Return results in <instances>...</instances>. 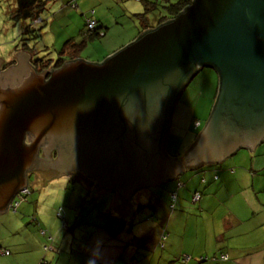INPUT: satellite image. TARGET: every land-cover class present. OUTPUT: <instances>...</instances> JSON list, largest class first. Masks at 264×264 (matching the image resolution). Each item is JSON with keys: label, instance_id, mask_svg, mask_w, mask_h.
<instances>
[{"label": "water", "instance_id": "water-1", "mask_svg": "<svg viewBox=\"0 0 264 264\" xmlns=\"http://www.w3.org/2000/svg\"><path fill=\"white\" fill-rule=\"evenodd\" d=\"M17 58L1 72L14 74L0 101V213L27 186L24 173L37 168L38 147L45 151L41 163L61 149L56 166L115 191L114 211L129 216L136 189L239 148L253 154L264 140V0H194L173 21L99 63L76 59L37 74L28 54ZM203 68L219 79L212 111L194 143L167 157L172 111ZM38 174L43 182L59 175Z\"/></svg>", "mask_w": 264, "mask_h": 264}, {"label": "crops", "instance_id": "crops-1", "mask_svg": "<svg viewBox=\"0 0 264 264\" xmlns=\"http://www.w3.org/2000/svg\"><path fill=\"white\" fill-rule=\"evenodd\" d=\"M76 2L83 10L107 7V0ZM201 73L191 81V96L181 99L187 85L172 111L167 157L177 158L194 143L212 111L218 75ZM66 182L59 205L51 200L39 213L38 204L44 205L35 199L30 216L28 201L18 205L23 215L16 225H4L6 235L0 231V264H264V140L253 154L239 148L219 162L136 189L129 216L114 211L115 191L85 180ZM195 192L200 198L192 201ZM100 198L110 207L97 209Z\"/></svg>", "mask_w": 264, "mask_h": 264}, {"label": "rangeland", "instance_id": "rangeland-1", "mask_svg": "<svg viewBox=\"0 0 264 264\" xmlns=\"http://www.w3.org/2000/svg\"><path fill=\"white\" fill-rule=\"evenodd\" d=\"M43 1L46 2L45 9L39 15V21L35 22L33 25V28L36 29L40 35L36 40L33 41L37 43L34 52L35 59H41L45 57L53 58L55 60L56 53L61 50L63 45L67 43L68 40L74 38L72 41L70 40V43L72 42L73 44H79V47H81L79 54L85 61L94 63L99 60L100 62L109 53L115 52L119 50V48L130 44L129 42H131L132 38L137 33V20L133 19L136 18L134 14L141 12L143 9L141 2L136 0H120L119 2L118 0H107V7H98L96 4H94V9L84 8V10L82 7L73 8L72 6H68L67 2L69 0ZM11 5V0H0V71L2 72L11 66H15L16 62L18 61L17 55L26 54L16 50L17 47L20 46L19 44L20 39L22 38L21 32L23 27L21 21L12 17ZM77 6L79 5L77 4ZM158 12L159 10L156 9L148 15V18L152 21V23L154 22V15H158ZM90 18L94 21L97 20V23L99 22L104 26V29H102L98 39L93 37L88 40L85 39V37H82L81 32L84 26L83 21H86ZM12 60H15L16 62L10 65ZM45 65L46 63L44 62L42 65H37V74L46 72L43 68ZM212 72L215 74L214 71ZM190 85L191 84L188 85V89H185L181 99L185 98L186 96H191L190 93H188V91H190L189 88L192 89ZM39 151H41L40 147H38L37 151L38 157ZM50 152H56V150L52 149ZM53 154L55 155V153ZM40 158L43 157L40 156ZM62 175L51 177L45 182H43L39 174L31 178L28 185L30 194L26 196V201H24V203L28 201L27 207L29 209L28 211L30 212L28 216L34 214L35 199H40L43 202L42 205H44L42 207L41 204H38L37 210L39 213L45 211L48 203H51V200L57 201V205L61 204L66 191H64V189L67 184V176ZM76 194L77 193H74L77 198ZM174 196L175 195L173 194L172 199ZM72 197L73 195L71 198ZM22 201H19L17 198L14 199V202H18V204H21ZM71 201L75 200L71 199ZM96 205L97 209L99 210L110 207V205L107 204V202H104L101 198L98 199ZM20 207L18 209L16 207L15 209L11 208L9 212H7L8 214L0 215V231L2 232V236L6 235L8 231L7 227L9 226L7 225L9 222H11V220L14 222V220H18V217L23 215ZM64 210H68L70 213L72 212L73 215L74 211L71 208L67 207ZM90 216L93 217L91 213ZM57 222H61L60 219H58ZM17 226L26 227V225L21 223H19Z\"/></svg>", "mask_w": 264, "mask_h": 264}, {"label": "trees", "instance_id": "trees-1", "mask_svg": "<svg viewBox=\"0 0 264 264\" xmlns=\"http://www.w3.org/2000/svg\"><path fill=\"white\" fill-rule=\"evenodd\" d=\"M51 1V0H48ZM194 0H140L142 4V11L134 14L137 20L136 23V30L138 32L137 36L131 41L134 42L135 40L139 39L140 37L144 36L145 34L152 32L162 26L163 24H166L168 22L173 21L178 15H180L182 12L186 10L191 4L193 3ZM12 2V17H14L16 20H19L22 22V32H21V39H20V46L17 47L18 52H24L30 56V65H32L34 68L37 69V65H42L43 62L46 63L43 68L45 69L44 71L46 72H52L55 69H58L62 66L67 61H72L76 59H83L79 51L81 47H79V44H73L72 42L70 43V40L72 41L71 38L68 40L67 43L63 45L60 51L56 53V59L54 60L53 58H41V59H35L34 52L36 48V42H33L36 40L40 35L38 34V31L33 28V25L35 22L39 21V15L44 11L46 2L43 0H11ZM69 2V3H68ZM67 2L68 6H72L73 8H76V0H69ZM156 9L159 10L158 15H154L153 23L152 21L148 18V15L151 14L153 11ZM84 26L82 29V37H85V39H91V38H96L98 39L102 29H104L103 24L97 23V20L94 21L93 19H87L86 21H83ZM93 23V25L90 27L89 24ZM27 42V43H26ZM31 42V43H30ZM70 43V44H68ZM67 44V45H66ZM46 48V47H45ZM122 48H119V50L109 53L107 56L103 58L100 62H103L107 59L109 55H113L120 51ZM48 49V48H46ZM53 53V52H52ZM50 54V53H49ZM81 57V58H80ZM84 60V59H83ZM15 60H12L10 62V65H12ZM99 63V60L96 62ZM31 66V67H32ZM49 69V70H47ZM202 73H205L206 71H214L213 69L210 68H203ZM199 71V72H200ZM201 73V74H202ZM198 75V74H197ZM193 77L191 81L196 82V76ZM217 75V74H216ZM202 77V75H200ZM191 81L189 84H191ZM188 84V85H189ZM210 115V114H209ZM197 134H195L196 136ZM83 180H86V178H83ZM89 183H94L92 180L87 179ZM97 185L96 183H94ZM30 194V189L29 186L27 188V193L25 194H18L17 199L19 201H22V203L26 200V196ZM195 195H198V199L193 200V197ZM85 197V195H84ZM192 201H197L200 198V193L195 192L193 193ZM170 201L172 199H169ZM173 201V200H172ZM96 202V201H95ZM174 202V201H173ZM18 204V202H14V204ZM21 203V204H22ZM17 206L11 205V208H18ZM172 203L170 207H172ZM84 209V208H82ZM85 213L83 214V216ZM33 221H36V219L33 218ZM201 260V259H200ZM199 260V261H200ZM196 264V263H194Z\"/></svg>", "mask_w": 264, "mask_h": 264}, {"label": "flooded vegetation", "instance_id": "flooded-vegetation-1", "mask_svg": "<svg viewBox=\"0 0 264 264\" xmlns=\"http://www.w3.org/2000/svg\"><path fill=\"white\" fill-rule=\"evenodd\" d=\"M17 65L20 66L21 64L18 63ZM2 66H3V65H2ZM201 70H202V69H201ZM1 72H2V71H0V101H4V99L6 98L7 94H6L5 91H4L3 83H5V84L7 85V86H5V88H6V89H9V88H10V84H11V82H12V81L10 82L9 78L11 77L10 75H11V74H14V73H13V71H11V72L9 71V72H7V73L1 75ZM14 72H16V70H15ZM44 73H45V72H44ZM12 77H13V76H12ZM46 78H48V77H46ZM7 79H8V82H5ZM14 83H18V81L16 80V82H14ZM12 84H13V83H12ZM18 87H19V86H18ZM24 141H25V143H24L25 146H29V144H30L31 141L28 140V139H26V136H25ZM60 150H61V149H58L59 152H60ZM58 151H56V152H50L51 154L48 155L49 157H47L45 163H41V162H42V161H41L42 158H40L41 153L43 154V153H45V151L43 150V148H42L41 151H39V157H38V156H35L36 158L34 157V159H36V160L34 161V163H35V164L37 163V168H36V167L33 168V166H31V167L29 168V170H27V171L24 173V179H25V183H26V185H29V182H30L31 178L34 177V176H37L38 173H41V172L50 173V174L59 173V175H62V174H61L62 170L66 169V171H68V172H65L64 175L67 176L68 178H70V179H72V180H76V181H84L83 178H86V180H87V179H90V180H92L94 183H96L97 186L101 187V186L99 185V183H97L95 180H93V179L87 177L83 172H81V171H79V170H72V171H69L68 167H67V168H64V167H65L64 164L59 165V167L56 166V165L54 164V161L56 160V158H57L58 155H59V152H58ZM53 153H55V155H54ZM124 153H126V151H125ZM60 154H61V153H60ZM35 168H36V169H35ZM86 180H85V181H86ZM91 183H92V182H91ZM101 188H103V187H101Z\"/></svg>", "mask_w": 264, "mask_h": 264}, {"label": "clouds", "instance_id": "clouds-1", "mask_svg": "<svg viewBox=\"0 0 264 264\" xmlns=\"http://www.w3.org/2000/svg\"><path fill=\"white\" fill-rule=\"evenodd\" d=\"M196 123H198V122H196ZM194 126H195V125H194ZM198 126H199V123H198ZM196 127H197V126H196ZM196 127H195V128H196ZM27 188H28V185H27L24 189H21V191H18V192L14 195V197H13L12 200L10 201L9 209H11V205H14V199L17 198L18 194H21V192H22L23 190H27ZM14 206H17V204L14 205Z\"/></svg>", "mask_w": 264, "mask_h": 264}, {"label": "built area", "instance_id": "built-area-1", "mask_svg": "<svg viewBox=\"0 0 264 264\" xmlns=\"http://www.w3.org/2000/svg\"><path fill=\"white\" fill-rule=\"evenodd\" d=\"M92 25H93V23H90V24H89L90 27H91ZM194 125H195V127H196V126H198V123H195ZM25 193H27V190H23V191L21 192V194H25ZM196 199H198V195H195V196L193 197V200H196ZM14 205H16V203H15ZM221 258H222V259H226L225 256H221Z\"/></svg>", "mask_w": 264, "mask_h": 264}]
</instances>
